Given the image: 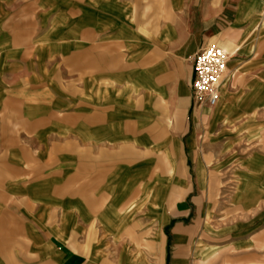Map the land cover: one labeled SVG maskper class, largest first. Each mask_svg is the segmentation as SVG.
Returning a JSON list of instances; mask_svg holds the SVG:
<instances>
[{
	"label": "crops",
	"instance_id": "0c3cea01",
	"mask_svg": "<svg viewBox=\"0 0 264 264\" xmlns=\"http://www.w3.org/2000/svg\"><path fill=\"white\" fill-rule=\"evenodd\" d=\"M0 264H264V0H0Z\"/></svg>",
	"mask_w": 264,
	"mask_h": 264
},
{
	"label": "built area",
	"instance_id": "2783aa9c",
	"mask_svg": "<svg viewBox=\"0 0 264 264\" xmlns=\"http://www.w3.org/2000/svg\"><path fill=\"white\" fill-rule=\"evenodd\" d=\"M230 55L216 45L202 47L192 59L191 89L197 106L215 105Z\"/></svg>",
	"mask_w": 264,
	"mask_h": 264
},
{
	"label": "rangeland",
	"instance_id": "374dc122",
	"mask_svg": "<svg viewBox=\"0 0 264 264\" xmlns=\"http://www.w3.org/2000/svg\"><path fill=\"white\" fill-rule=\"evenodd\" d=\"M200 50V49H199Z\"/></svg>",
	"mask_w": 264,
	"mask_h": 264
}]
</instances>
